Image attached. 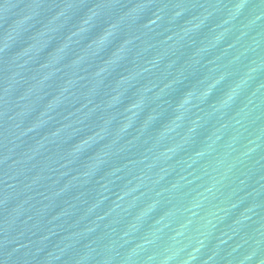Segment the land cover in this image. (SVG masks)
Listing matches in <instances>:
<instances>
[{
	"label": "water",
	"instance_id": "obj_1",
	"mask_svg": "<svg viewBox=\"0 0 264 264\" xmlns=\"http://www.w3.org/2000/svg\"><path fill=\"white\" fill-rule=\"evenodd\" d=\"M0 264H264V0H0Z\"/></svg>",
	"mask_w": 264,
	"mask_h": 264
}]
</instances>
